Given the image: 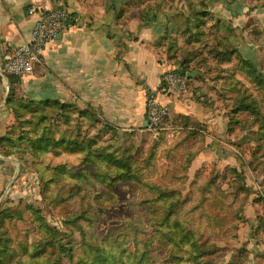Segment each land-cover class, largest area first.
Instances as JSON below:
<instances>
[{"label":"trees","instance_id":"trees-1","mask_svg":"<svg viewBox=\"0 0 264 264\" xmlns=\"http://www.w3.org/2000/svg\"><path fill=\"white\" fill-rule=\"evenodd\" d=\"M206 1L138 2L143 5L140 17L150 20L155 21L166 7L172 12L163 37L176 67L172 70L183 77L197 70L201 75L186 77L187 81L196 79L207 86L231 80L228 89L234 97L227 99L231 101L226 115L231 127L228 132L254 130L256 146L251 157L261 160L264 115L258 99L236 78V72L264 90V60L258 69L241 56L234 44L237 30L231 22L214 21ZM261 8L264 0H257L252 10ZM123 15L124 9L115 11L116 25ZM74 16L68 17L67 26L75 24ZM230 64L231 70L223 67ZM6 81L12 121L0 136V156L17 159L36 175L42 207L19 199L13 207L0 208V264H152L155 253L180 264H207L219 243L228 245L237 239L235 233L246 222L248 203L262 202L252 199L255 190L233 166L207 176L197 171L184 192L175 187L189 181L188 171L202 153L199 145L205 143L204 127L193 117L183 115L178 118L181 122L174 123L183 137L173 145L167 146L165 130H159L142 152L132 141L122 147L119 128L89 106L28 101L20 93L19 78L7 76ZM156 91L148 90L146 98ZM202 97L197 96L198 103L206 102ZM159 156L172 169L156 178ZM261 165L258 171L263 174L264 163L259 161L258 167ZM118 186L129 187L136 194L130 216L121 219L119 227L99 234L101 214L94 205L115 200ZM55 212L61 216L59 228L48 222ZM18 224L25 229L18 230ZM258 230L264 232V218H260Z\"/></svg>","mask_w":264,"mask_h":264},{"label":"crops","instance_id":"crops-1","mask_svg":"<svg viewBox=\"0 0 264 264\" xmlns=\"http://www.w3.org/2000/svg\"><path fill=\"white\" fill-rule=\"evenodd\" d=\"M131 1L0 0V65L11 56L15 47L31 40L36 17L28 15L29 7L40 5L45 9H65L68 17L75 15V24L67 26L47 46L40 66L29 76L19 79L20 93L25 100L60 101L79 108L89 106L101 119L118 127L113 123L117 114L112 110L121 111L126 116L134 89H139L146 98V92L159 87L161 76L170 67L166 60L169 46L167 42L163 44L167 29L163 16L166 14L168 19L172 12H161L155 21L150 20L147 16L140 17L143 8H130L127 3ZM253 5L249 0H236L233 4L226 3V0H207L205 4L214 21L231 22L237 30L234 44L241 56L257 67L262 42L258 37L254 38L250 30L257 13L264 12V8L252 10ZM119 8L124 9L125 15L116 25L115 11ZM134 11H139V15L133 17L131 13ZM160 54L162 59L158 57ZM197 75L201 74L198 72ZM236 78L253 88L241 72H236ZM199 81H187V90L185 88L183 94L171 98L157 95V100L181 115L201 119L206 109L187 95L190 87H200ZM5 82L6 79L0 77V136L12 121L6 102L8 83ZM215 90H219L217 86ZM222 90L226 91L225 88ZM140 118L144 124L145 111ZM198 168L195 165V171ZM14 176L10 192L16 190L15 197L23 196L21 190L36 178L17 159L0 156V191L11 183Z\"/></svg>","mask_w":264,"mask_h":264},{"label":"rangeland","instance_id":"rangeland-1","mask_svg":"<svg viewBox=\"0 0 264 264\" xmlns=\"http://www.w3.org/2000/svg\"><path fill=\"white\" fill-rule=\"evenodd\" d=\"M138 1L139 0H132L129 7L133 10L136 8H143V5H140ZM249 1L251 4L257 2V0ZM165 11L164 13L169 12L168 7H166ZM139 13V11H134L131 14L135 17V15L138 16ZM257 15L258 16L255 17V20H253L251 24H254V26L251 27L252 30H250V34L253 35L254 38L258 37L262 42L260 62H256L259 68L264 60V12H259ZM166 19L167 15L165 14L163 20L166 21ZM179 44L182 45L181 39L179 40ZM186 51L188 53L191 49H186ZM161 56V54L158 55L159 59H162ZM164 59H166L165 56ZM166 60L170 66L167 72L176 69L172 59L167 58ZM231 67L232 66L229 67V70H231ZM216 83L215 85L207 86L202 81H199L200 87H190L187 91L188 98L196 102L198 100V95H202L204 99H206V102H200L202 108L204 110L206 109L205 115H203L201 119H197L193 116H186L197 119V121H199L198 123L204 127L202 130L204 134L202 133V135L205 137V143L199 145V148L203 147L201 151L203 156L200 157L201 153L196 157L188 171L189 181L185 186L176 184L175 187H180L183 192L187 190L190 181L197 171L203 172L204 176H207L211 172L220 174L226 167L233 166L239 169L244 174L247 185L255 190V195L252 196V199H261L262 202L259 201L255 204L248 203L244 209L246 222L240 224V227L235 233L237 239L228 245L223 242L219 243L216 246L215 255L207 264H264V232L258 230L259 220L260 218H264V169L263 175H261V171L258 170H261L263 165L258 167V162L264 163V152L261 160L257 161L251 157L250 151L256 146L254 142L256 139L254 134H256V132L254 130L249 129L247 131H242L234 128L231 132H228L231 127L228 126L226 115L229 112L231 101L227 99L234 97V94L229 92L228 89L230 88L231 80L217 81ZM216 86L219 90H215ZM224 88L228 90L223 91L222 89ZM249 93L258 99L264 115V90H260L258 86L253 85V88L250 86ZM146 100V98H143L139 89H134L129 111L126 116H123L121 111L112 110L117 114L113 123H116L115 125L119 127V135L123 138L122 147L128 146L130 141H132L137 145L138 150L142 152L147 151L149 143L154 135L153 132L143 128L140 118L145 111ZM180 116L183 115L169 108V114L162 128V130H165L167 146L173 145L183 137L179 129L180 127L174 124L177 121L181 122V119H178ZM195 165L199 166L196 171ZM171 169V163L162 156H159L157 161V174L155 173L156 178ZM14 180L15 176L11 183L5 186L1 192L0 208L13 207V204L19 199L41 208L42 204L37 177L33 182H30L25 189L23 188L24 190H21L23 196L16 197L13 196L16 190L12 189L10 192V188L14 186ZM23 186H25L24 182ZM28 187H30L29 190L27 189ZM116 193L118 197L112 202L94 205L95 209L101 214L97 224V232L99 234L104 235L110 228L119 227L121 225V219L130 216V203L136 199V194L131 188L126 186H118ZM252 199L250 201H252ZM60 218L59 212H55L48 217V222L52 226L59 228L61 226ZM24 229L25 227L23 225L18 224V230L22 231ZM11 235L15 236V233L11 232ZM126 244H128V241ZM64 264L68 263L65 262ZM152 264L180 263L175 261L172 262L169 258L155 253L153 255Z\"/></svg>","mask_w":264,"mask_h":264},{"label":"built area","instance_id":"built-area-1","mask_svg":"<svg viewBox=\"0 0 264 264\" xmlns=\"http://www.w3.org/2000/svg\"><path fill=\"white\" fill-rule=\"evenodd\" d=\"M28 15L36 17L31 32V40L15 47L11 56L0 65V77L7 76L23 78L42 64L47 46L57 39L67 27L68 13L65 9H45L43 6H31ZM186 77L171 70L161 76L160 85L154 95L146 98L145 116L147 130L156 132L162 130L165 119L169 114L167 105L157 100V95L171 98L185 91Z\"/></svg>","mask_w":264,"mask_h":264},{"label":"water","instance_id":"water-1","mask_svg":"<svg viewBox=\"0 0 264 264\" xmlns=\"http://www.w3.org/2000/svg\"><path fill=\"white\" fill-rule=\"evenodd\" d=\"M197 74H198V71L197 70H194V71L188 73L186 75V77L189 78V79H192ZM205 80L207 81V79H205ZM8 91H9V85L7 87V95H8ZM147 127H148V123H147V121H145L144 124H143V128L147 129ZM0 204H1V201H0Z\"/></svg>","mask_w":264,"mask_h":264}]
</instances>
